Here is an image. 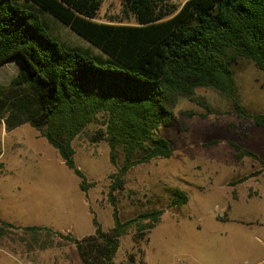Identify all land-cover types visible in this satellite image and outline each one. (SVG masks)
<instances>
[{"label":"trees","instance_id":"obj_1","mask_svg":"<svg viewBox=\"0 0 264 264\" xmlns=\"http://www.w3.org/2000/svg\"><path fill=\"white\" fill-rule=\"evenodd\" d=\"M103 0H0V66L19 59L21 68L0 84V120L7 132L29 124L56 150L63 163L88 183L75 162L74 139L87 134L105 141L109 161L117 167L108 193L113 226L94 227L81 239L45 229L72 242L83 264H114L120 238L132 226L149 239L163 209L141 212L128 220L118 215L113 192L135 165L168 158L170 140L161 135L171 124L174 107L196 88H212L233 102L239 115H249L264 128V114H248L237 98L233 66L252 61L264 73V0H124L134 23L99 21ZM45 14L70 27L100 51L61 42ZM91 124L96 129L88 131ZM236 157H257L234 145ZM121 165L118 166V158ZM188 194L174 188L170 206L180 207ZM0 233L12 223L0 218ZM148 234V235H147Z\"/></svg>","mask_w":264,"mask_h":264},{"label":"rangeland","instance_id":"obj_2","mask_svg":"<svg viewBox=\"0 0 264 264\" xmlns=\"http://www.w3.org/2000/svg\"><path fill=\"white\" fill-rule=\"evenodd\" d=\"M125 10L124 0H103L97 20L134 23ZM45 19L61 42L100 51L52 16ZM20 68L16 58L1 65L0 84ZM233 68L240 104L248 114H264V73L243 58ZM173 112L171 124L160 131L170 140L171 156L133 166L113 192L121 220L163 209L161 220L148 240L136 226L121 236L114 264H264V128L212 88L181 97ZM87 134L73 141L76 165L94 183L83 192L79 178L38 131L23 124L7 132L0 120V218L13 224L0 233V264H83L72 242L26 226H47L78 239L93 233V214L104 229L113 226L108 193L117 167L107 143L92 142ZM234 145L257 157L237 159ZM174 188L188 194L186 204L170 206Z\"/></svg>","mask_w":264,"mask_h":264},{"label":"crops","instance_id":"obj_3","mask_svg":"<svg viewBox=\"0 0 264 264\" xmlns=\"http://www.w3.org/2000/svg\"><path fill=\"white\" fill-rule=\"evenodd\" d=\"M12 131V130H11Z\"/></svg>","mask_w":264,"mask_h":264}]
</instances>
